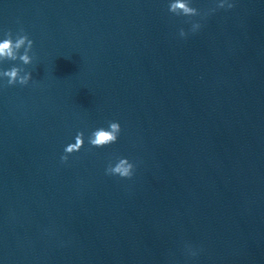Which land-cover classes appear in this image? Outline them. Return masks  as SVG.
<instances>
[{
    "label": "clouds",
    "instance_id": "9594fccd",
    "mask_svg": "<svg viewBox=\"0 0 264 264\" xmlns=\"http://www.w3.org/2000/svg\"><path fill=\"white\" fill-rule=\"evenodd\" d=\"M234 5L226 4L225 0H220L215 8L209 9L207 12L191 5V0H170L168 11L175 16H182L188 18L186 22L191 24L190 31L195 33L201 27L199 21H193V17L205 18L207 15L215 12L218 8H232ZM179 36L186 38L188 32L183 28L179 29ZM33 40L29 38L28 34L21 28L19 32L13 36L9 30L5 33V38L0 40V62L4 61H21L23 65H29L33 61V56L30 55L33 48ZM21 49L23 52L21 53ZM0 78L6 79V86H14L19 84L25 86L32 79V74L25 71L23 67L13 65L6 70H0ZM121 125L117 121H109L108 127H99L88 135L87 142L90 147L104 148L117 142L121 133ZM85 144L84 132H78L74 137V142L69 143L64 148V154L61 155L60 160L62 163H67L69 156L73 153L79 152ZM136 165L125 157H116L115 163L110 162L106 169L105 174L110 176H118L122 179H131L134 175ZM189 254L196 255V252L189 246Z\"/></svg>",
    "mask_w": 264,
    "mask_h": 264
}]
</instances>
